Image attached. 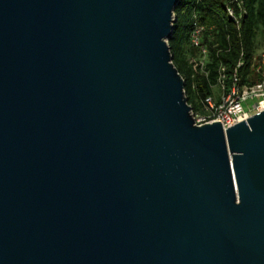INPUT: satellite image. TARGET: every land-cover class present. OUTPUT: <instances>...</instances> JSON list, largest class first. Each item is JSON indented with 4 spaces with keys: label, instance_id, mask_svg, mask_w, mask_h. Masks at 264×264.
<instances>
[{
    "label": "water",
    "instance_id": "1",
    "mask_svg": "<svg viewBox=\"0 0 264 264\" xmlns=\"http://www.w3.org/2000/svg\"><path fill=\"white\" fill-rule=\"evenodd\" d=\"M179 0H0V264H264V110L196 124Z\"/></svg>",
    "mask_w": 264,
    "mask_h": 264
},
{
    "label": "trees",
    "instance_id": "2",
    "mask_svg": "<svg viewBox=\"0 0 264 264\" xmlns=\"http://www.w3.org/2000/svg\"><path fill=\"white\" fill-rule=\"evenodd\" d=\"M227 4V0H179L174 11L175 29L168 44L172 61L185 79V94L192 110H203L201 99L213 93L221 64L230 77L237 62L243 60L241 82L253 83L261 78L254 65L256 38L260 37L261 43L264 38V0H241L239 25L227 14ZM194 13L205 26L201 40L207 47L204 59L189 38Z\"/></svg>",
    "mask_w": 264,
    "mask_h": 264
},
{
    "label": "built area",
    "instance_id": "3",
    "mask_svg": "<svg viewBox=\"0 0 264 264\" xmlns=\"http://www.w3.org/2000/svg\"><path fill=\"white\" fill-rule=\"evenodd\" d=\"M227 1L226 12L239 25L243 15L241 0ZM204 30V24L194 13L189 38L192 45L199 47L202 59L207 55V47L201 44ZM255 60L254 69L261 75V78L253 83L241 82L240 69L243 67V60L237 62L230 77L226 72L225 65L219 66L214 84L217 91L213 90L212 94L205 95L201 99L202 111L191 110L196 124L219 120L223 128L226 129L237 122L247 120L252 114L264 110V38Z\"/></svg>",
    "mask_w": 264,
    "mask_h": 264
},
{
    "label": "rangeland",
    "instance_id": "4",
    "mask_svg": "<svg viewBox=\"0 0 264 264\" xmlns=\"http://www.w3.org/2000/svg\"><path fill=\"white\" fill-rule=\"evenodd\" d=\"M260 47H261V38L257 36L256 38V44H255V53L258 54V52L260 51ZM214 91H217V87H214Z\"/></svg>",
    "mask_w": 264,
    "mask_h": 264
}]
</instances>
